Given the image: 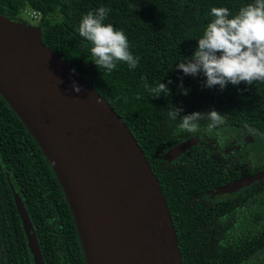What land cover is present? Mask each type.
Segmentation results:
<instances>
[{
	"label": "trees",
	"instance_id": "16d2710c",
	"mask_svg": "<svg viewBox=\"0 0 264 264\" xmlns=\"http://www.w3.org/2000/svg\"><path fill=\"white\" fill-rule=\"evenodd\" d=\"M24 13H36L43 44L95 88L140 144L183 264H249L264 246L257 236L195 228L205 211L193 199L213 188L199 183L207 163L197 162L196 147L178 163L164 154L225 124L264 132V0H0L8 21L25 25ZM10 183L45 264H87L48 158L0 95V264H35Z\"/></svg>",
	"mask_w": 264,
	"mask_h": 264
},
{
	"label": "water",
	"instance_id": "95a60500",
	"mask_svg": "<svg viewBox=\"0 0 264 264\" xmlns=\"http://www.w3.org/2000/svg\"><path fill=\"white\" fill-rule=\"evenodd\" d=\"M42 36V28L0 15V95L48 158L86 263L183 264L170 209L140 144L113 107L46 47ZM195 144L189 139L165 157L174 160ZM263 176L211 194H233ZM10 187L34 263L45 264L29 214Z\"/></svg>",
	"mask_w": 264,
	"mask_h": 264
},
{
	"label": "flooded vegetation",
	"instance_id": "af4514ba",
	"mask_svg": "<svg viewBox=\"0 0 264 264\" xmlns=\"http://www.w3.org/2000/svg\"><path fill=\"white\" fill-rule=\"evenodd\" d=\"M193 138L196 139L195 145L168 162L178 163L196 147L193 154L197 162L207 163L202 169L206 179L200 178L199 183L202 186L207 180L213 188L193 199L200 203L199 209L205 211L199 212L203 223H197L195 228L198 226L203 232L218 231L228 235H255L264 242V176L233 194H211L228 184L264 174V132H245L225 124L205 131L201 139H189ZM190 156V153L186 156L188 161ZM211 220L217 229H208L205 221ZM185 221L189 225L190 218L186 217ZM263 261L264 246L248 260L249 264H261Z\"/></svg>",
	"mask_w": 264,
	"mask_h": 264
},
{
	"label": "rangeland",
	"instance_id": "374dc122",
	"mask_svg": "<svg viewBox=\"0 0 264 264\" xmlns=\"http://www.w3.org/2000/svg\"><path fill=\"white\" fill-rule=\"evenodd\" d=\"M32 17L33 15L30 16L29 14L24 13L20 16L19 19H20V22L24 23L27 27L33 28V27H36V25L38 24V21L34 20Z\"/></svg>",
	"mask_w": 264,
	"mask_h": 264
},
{
	"label": "built area",
	"instance_id": "2783aa9c",
	"mask_svg": "<svg viewBox=\"0 0 264 264\" xmlns=\"http://www.w3.org/2000/svg\"><path fill=\"white\" fill-rule=\"evenodd\" d=\"M33 17H36V13H33Z\"/></svg>",
	"mask_w": 264,
	"mask_h": 264
}]
</instances>
